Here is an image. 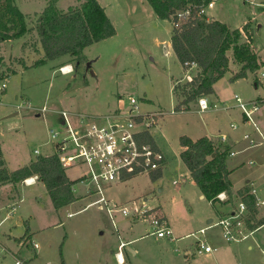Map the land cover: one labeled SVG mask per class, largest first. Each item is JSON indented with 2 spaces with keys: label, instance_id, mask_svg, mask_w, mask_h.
Masks as SVG:
<instances>
[{
  "label": "rangeland",
  "instance_id": "rangeland-1",
  "mask_svg": "<svg viewBox=\"0 0 264 264\" xmlns=\"http://www.w3.org/2000/svg\"><path fill=\"white\" fill-rule=\"evenodd\" d=\"M97 1L105 9L116 32L111 37L85 47L82 51L85 61L82 63L78 64L72 55H64L40 65L24 67L25 63H34L40 59L38 35L32 33L34 27L29 30L30 35L23 48L24 51L28 49L30 55L18 56V46L14 40H4L0 45V78L6 83L0 104V151L9 167L15 169L26 159L36 158L33 153L36 147L43 153L50 151L48 145L44 144L48 140V126L57 125L58 115L55 110L67 109L93 115L107 114L117 108L120 98L127 100L128 96H134L140 103V110L162 111L155 125L150 128V134L164 153L166 164L158 182L153 183L145 173L138 174L128 178L125 187L119 184L118 188L110 189L109 194L117 199L149 194L150 197L154 196L155 202L162 206L165 214H175L178 220L192 211L193 214L209 212L216 219L215 208L205 199L198 197L196 185H192L194 183L189 180L186 166L179 158L178 139L181 135H191L194 138L202 136V133L207 132L203 127L206 122L209 126L216 123L213 133L226 134L230 129L237 130L242 119L239 109L231 107L235 108L238 114L234 117L233 111L221 108L224 104L234 105L233 93L243 99L264 98V79L261 77V72L264 71V9H257L247 0L215 1L216 8L213 11L221 10L231 15L240 10L255 12L254 16L252 15L250 34L253 46L262 59V65L256 72H250L252 75L249 74L247 80L236 83L228 79L230 71L224 74L225 77L220 78L216 90L227 99L226 102L210 94L206 95L209 103L215 102L219 108L200 111L197 100H194L188 103V110L175 111L174 106L184 98L180 91L181 85L188 82L186 76L194 77L199 69L182 68L169 45L172 31L169 22L153 17L156 14L147 0ZM80 2L61 0L58 7L67 10L79 6ZM14 4L19 10L30 13L25 19L29 26L35 25L40 15L33 14L32 11H39L40 7L45 5L43 0H14ZM14 53L16 55H13ZM227 54L233 61L231 50H228ZM87 62H90L89 66ZM67 64L71 66V71L67 74L61 73L60 67ZM255 77L261 81L257 87L254 85ZM43 104H46L50 111L38 114L37 108ZM256 115L260 116V119H257ZM255 118L256 124L264 132V103L259 104L254 113ZM230 123H235L236 128H232ZM249 123L251 124L250 121ZM242 142L246 144L247 141ZM244 168L246 171V167ZM64 170L70 180L86 171L81 167ZM235 177L238 178V175ZM173 179L186 183L174 185ZM37 181L40 180L35 178L31 184L33 186L23 187L19 196L12 201L13 204L10 203L12 206L0 209V220L7 211H14L11 218L0 224V240L4 232L12 237L22 235L26 224L22 222L18 225L16 220L28 219L30 227L42 230L34 236V240L40 245V253L43 254L41 260H37L39 264H62V258L66 259V264H117L115 255L106 252L109 248L105 245H111L113 251L117 250L118 239L114 231V221L119 228L127 227L132 222L131 217L115 214L112 221L97 205H89L90 197L55 209L44 184H35ZM18 184L22 185L23 181ZM161 184L163 189L158 191V185ZM177 186H186L190 195L194 192L192 198L181 194V191L176 189ZM76 188L79 194L85 186L79 184ZM216 208L220 209V205ZM261 211L264 212V206H261ZM68 213L72 215L69 216ZM262 219L264 220V217ZM139 222V230H149L146 223ZM217 228L219 227L206 231V235L217 232ZM147 236L149 239L144 242L154 244L155 237ZM242 241L244 245L251 244L247 255L249 264H264V252H261L264 248V226L253 237ZM131 245L138 246L136 242H131ZM153 246L151 249L154 254L162 249L158 244ZM172 247H164L166 250L163 252H171L180 262L187 261L183 250L174 245ZM142 249L146 253L149 251ZM130 256L125 264H149L143 252L139 251L138 255ZM1 262L12 264L13 259L6 257Z\"/></svg>",
  "mask_w": 264,
  "mask_h": 264
},
{
  "label": "trees",
  "instance_id": "trees-1",
  "mask_svg": "<svg viewBox=\"0 0 264 264\" xmlns=\"http://www.w3.org/2000/svg\"><path fill=\"white\" fill-rule=\"evenodd\" d=\"M56 1L48 0L35 24L44 56L36 60L34 66L64 55H72L78 64L82 63L85 61L82 52L85 47L111 37L116 32L105 9L97 0H80L79 6L67 10L58 9ZM147 2L158 18L171 21V46L182 68H187L186 63L194 62L199 69L190 81L181 85L180 94L184 98L174 106L175 111L188 110L189 102L214 92L213 84L229 69L228 50H232L233 60L240 65L231 80L244 78L247 72H255L262 65L252 49V36L245 26L243 30L246 38L239 42V29H230L218 20H209L204 14H199L200 6L206 5L209 0ZM186 9L189 14L178 19L176 12ZM28 30L25 16L14 4V0H0V42L19 38ZM143 141L155 144L147 132L143 135ZM179 145L181 161L204 197L210 201L216 213L221 215L215 203L217 194L224 192L227 195L224 205L235 202L226 166L229 146L219 139L207 136L192 139L187 135L179 137ZM3 165L4 162L0 159V182L17 183L36 176L44 183L55 209L77 200L71 188L75 181L66 176L56 156H37L28 164L10 171ZM161 176L162 170L158 169L151 172L149 178L154 182ZM249 190L245 185L236 191V195L246 204L250 213L248 222L253 221V224L248 225L254 228L262 225L264 220L256 219L255 198Z\"/></svg>",
  "mask_w": 264,
  "mask_h": 264
},
{
  "label": "built area",
  "instance_id": "built-area-1",
  "mask_svg": "<svg viewBox=\"0 0 264 264\" xmlns=\"http://www.w3.org/2000/svg\"><path fill=\"white\" fill-rule=\"evenodd\" d=\"M247 1L256 8L264 9V0ZM211 6L212 0L206 5H201L199 14H204L205 8ZM188 14V9L176 12L178 19L185 18ZM186 65L188 69L198 68L194 62L186 63ZM59 71L63 74L70 72H65L64 67H60ZM261 77L264 78V71L261 72ZM186 78L188 81L192 79L190 75H187ZM5 89L6 83L4 79L0 78V104ZM234 99L244 119L250 121L254 129L263 137L254 119V113L263 101L256 99L245 102L237 94L234 95ZM197 104L200 111L219 108L215 102L209 103L204 95L197 99ZM139 105L137 98L128 96L127 100L120 98L117 108L107 114L93 115L57 109L54 111L58 115L57 125L48 126V140L44 144L48 145L50 151L43 153L40 148L36 147L33 149V153L36 157L56 156L63 169L84 168L85 173L77 176L71 186L73 193L77 184H83L85 196L94 197L89 205H97L112 221H114L115 214H121L124 217L130 216L134 222L142 221L149 226L147 235L174 241L176 237L163 215L160 205L155 202L154 196H141L125 202H117L105 194L107 188L123 183L132 176L143 173L150 176L151 172L158 169L163 171L165 167L164 153L156 144L143 141V135L146 132L150 134V128L155 125L157 117L161 115L162 111H142L139 109ZM48 111L50 110L46 104L37 108L38 114H45ZM231 127L234 128L235 125L231 124ZM243 138L248 140L250 146L258 144L249 133L244 134ZM219 140L222 143L226 142L223 135L219 137ZM233 154V151H229V155ZM32 182H29L28 178L23 180L26 185H30ZM173 183L179 182L174 180ZM249 193L254 196L256 207L264 205V199L261 200L257 197L255 188H250ZM215 198L216 205L221 206L227 200V195L221 192ZM227 204L231 207L227 213L219 215L216 221L188 235L193 237L195 241L191 247L184 249L185 256H194L211 251V246L204 240V235L206 229L212 225L220 228L223 238L228 243L247 239L259 228V226L252 228L248 225V223L253 224V221L248 222L250 213L240 197L234 204ZM113 226L116 230L115 223ZM32 246L37 249L38 243L32 242ZM125 246L126 243L123 241L117 245V251L114 255L119 264L124 263L122 251ZM0 251L9 254L3 247ZM12 259V264H25L21 258L13 256ZM0 264L6 263L0 262Z\"/></svg>",
  "mask_w": 264,
  "mask_h": 264
},
{
  "label": "crops",
  "instance_id": "crops-1",
  "mask_svg": "<svg viewBox=\"0 0 264 264\" xmlns=\"http://www.w3.org/2000/svg\"><path fill=\"white\" fill-rule=\"evenodd\" d=\"M60 1L61 0L56 1V6L58 9H60L58 7V4ZM215 1L216 0H212V6L211 7L205 8L204 15L206 16V18L209 20H218V21L224 23L230 29H239L241 31V39L239 42H243L246 38V34L244 33L243 28L245 26L247 28V31L249 33L251 32L252 25H253L252 15L254 16L255 12L251 11V12L247 13L244 10H242V11L240 10V11H237V13L233 12V15H231V13L228 14V13H225L221 10L220 11L219 10L213 11L216 8L215 7ZM47 2H48V0H43V4H45V5H43V7H40L39 11H32L33 14L39 15L43 11V9L45 8ZM78 3H79V1H78ZM257 9L262 10L261 8H257ZM60 10H62V9H60ZM20 11H21V9H20ZM21 13L23 15H25V19L30 15L29 12L21 11ZM153 17L158 18L157 16H153ZM163 20H167V19H163ZM167 21L169 22L170 28L172 30L173 25H172L171 21L170 20H167ZM157 24H160V23H157ZM27 26H28L29 30L32 27H34V29H32V33H34V34L36 33L35 35H38L37 31L35 30V25L31 24V26H29V24H27ZM29 30L24 35H22L21 37L16 38V39H11V40H14V42L18 46V52H19L18 56L30 55L28 49H25V51L23 50V48H25L24 43L27 41V38L30 35V33H28ZM171 34H172V31H171ZM37 38H38L39 43H40L39 36H37ZM4 42L5 41H1L0 45L3 44ZM169 45L171 47V50L173 51L172 46H171V41H170ZM251 46H252V49L258 55L259 61L262 62L260 55L258 54V52L255 50V47L253 46V39H252ZM39 51L40 52L38 55L41 59L44 56V52L42 50L41 43H40ZM173 53H174V51H173ZM231 53H232V50H231ZM13 55H16V54L14 53ZM174 55H175V53H174ZM32 65H33V63H25L24 67H29ZM239 67H240V65L238 63H236L234 60L232 61L230 59L229 69L225 73V74H227V73H229V71L231 72L228 75L229 76L228 79H230V81H233V80H231V76L239 70ZM249 74H251V73L247 72L246 77L234 79L233 83H236L237 81H240V80H247L249 77ZM223 77H225V75ZM255 78H256V81L254 82V85H255V87H257L258 84L261 83V81L258 80L257 77H255ZM219 80L213 84L214 92L210 95H212L213 97H217L216 99H219L222 102H226L227 99L223 95L218 93V91L216 90V85L219 82ZM235 94H237V93H233V95H232L233 98H234ZM240 98L245 102H249V101L256 100V99H261L263 101L262 103H264V98H262V97L243 99L240 96ZM234 101H235V99H234ZM231 107H235V108L239 109V107L236 104V101H235L234 105L232 104V106H231V104L230 105L224 104L221 106V108H223L225 110L228 109V111H230V112L233 111L234 117L237 116L238 114L235 112V108H231ZM238 112H240L242 119L240 122L241 126L237 130L230 129V131H228L226 134L225 133H213L212 131L215 129L216 123H212V126H209L206 122V123H203V127H204L205 131H207V132L204 131L205 133H202V136H207V137L212 138V139H217L223 135V136H225V139H226V142L223 144L228 145L230 150L234 152L233 155L228 154V157L226 159V166L229 170L228 178L231 181V189L233 191L232 196L234 197V201L237 202L238 198H239V196L236 195V191L245 185H247L249 187V189L255 188L257 197L262 200V199H264V138H263L264 132L262 131V128L260 129V127L258 126L260 132L263 135V137H262L261 134L254 129L253 125L250 124L249 121H246L244 119V116L242 115V112L240 109ZM255 117H257V119H260V116H258V115H256ZM255 120H256V118H255ZM231 124H234L235 125L234 128H236L235 123H230V125ZM246 133H249L250 136L254 139V141H256L258 144L254 145V146H250L248 140L243 138V135ZM189 137L192 139H196L191 135ZM243 140L247 141L246 144H243V142H242ZM155 144H156V142H155ZM156 146L158 147L157 144H156ZM179 151H180V146H179ZM0 159H2L4 162L3 166H5L7 168V170H9V171L15 170L21 166H24L31 161V158L26 159V161H23L22 165H20L19 167L15 168V169H11L9 167L6 159L4 158L2 152L0 153ZM244 167H246V171H244V169H245ZM187 171H188V169H187ZM187 175H188L191 183H194L192 185H196L195 182L193 181L189 171L187 172ZM235 175H238V178H236ZM29 178L34 179V181H35V178L37 179L36 176H32ZM75 179H73V180H75ZM158 179L154 182L155 183L158 182ZM174 180H177V179H173V181ZM173 181H172V183H173ZM185 181H186V179H185ZM185 181L184 182L182 181V182L177 183V184L178 185L181 183L185 184L186 183ZM38 182L44 184L41 181H37V182H35V184H37ZM119 184H123V185H121V187H125L127 185V182L125 181L123 183H118V185L116 184L114 186L107 188L105 190V194L108 198H110L114 201H117V202H125V201L132 200V199L138 197V196H133V197H126L124 199H117L115 196L114 197L111 196L109 194V190L112 188H118L117 186H119ZM177 184H174V185H177ZM78 185L79 184H77L76 186H78ZM30 186H33V185H31V184L30 185H26V184L24 185V183L22 185H19L18 182L17 183L0 182V209L7 208L8 206L10 207V205L13 204L12 201L19 196V192L22 190V188L23 187H30ZM76 186H75V188H76ZM196 187L199 191L198 197L200 199H205L207 201V203L212 205L210 203V201H208L204 197V195L202 194V192L200 191V189L198 188L197 185H196ZM162 189H163L162 184L158 185V191H162ZM176 189L181 191V194L191 196V198H192V194H194V192L193 193L191 192L192 194L190 195V192L188 190H186L187 189L186 186H183V187L177 186ZM46 191H47V189H46ZM12 193H14L15 196H13ZM74 195L77 197V200L73 201L72 203H74L78 200L84 199V198H88V196H85V189L83 191H80L79 194H78L77 190H75ZM141 195L146 196L145 193L141 194ZM148 196H149V194H148ZM92 197L90 196V202L89 203H91V201L94 199ZM72 203H69V204H72ZM261 206H264V205H260V206L256 207L257 208V213H256V219L257 220L258 219L263 220L262 217H264V212L261 211ZM160 207L162 209L161 205H160ZM216 207H217V205H216ZM230 208L231 207L228 204H226V205H221L220 209H218V208L217 209L222 215V214L227 213L230 210ZM99 210H101V209H99ZM162 211H163V209H162ZM13 212H14L13 210L7 211L5 213L6 215L0 220V224L3 223L4 221H6L7 219L11 218V215ZM163 213H164V211H163ZM68 215L71 216L72 214H68ZM163 215L167 219L168 224L171 227L174 236L176 237V240L172 241V240L163 239V238H156L154 236L155 237L154 244H158V245H160V248H162L156 254H154V252L151 249V247H154L153 246L154 244H152L149 241L144 242L147 239H149V237L146 234L148 231L144 232V231L139 230V227H140L139 221L134 222L132 219H130L132 222H130L127 227L122 226L121 228H119L116 225V230L114 228V231H116V233H117V239H118L117 245L119 244L120 241H123L126 243V246L122 251V256L124 259L123 264L126 263L127 258L130 259V257H131L130 255H138L139 251L141 253L143 252V254L147 256V257L146 256L145 257L147 258V261L149 264H249V258L247 255H248V251L251 249V244L244 245V244H242L244 241L228 243L223 238L220 228H217V232H214L213 234H207L206 235V231H208L210 229H214L215 227H218L215 225H212L211 227L207 228L205 231L206 236L204 235V240L206 241L207 244H209L211 246L210 252H207V253L202 252L200 254H196V255H198V257L196 255L186 256L187 261H184V262H180L179 259L177 258V256H173L171 254V252L166 251V253H164L163 251L166 250V249H164V247H170L171 248L174 245V246H177L178 249L183 250V255H184V249L188 248L189 246L191 247L195 241V239L190 240L189 238L191 236H188V235L191 232L196 231L200 228H204L209 223L216 221L219 214L216 213L215 214L216 219H214L213 215L210 214L209 212L193 214V211H192L189 214H184V216L181 218V220H178V218L175 216V214H165L164 213ZM22 222H24V224H26V225L24 226L25 230H24L23 234L20 235L19 237H12V235L9 233H6V232L3 233V238L0 240V246L5 248V250L7 252H9V254H7L3 251H0V262H1V260L5 259L6 257L12 258L13 256H15V257H18V258H21L22 260H24L25 264H39L37 260H41V257H43L42 252L40 253V245L38 244L37 249H34L32 246V242H37L34 240L35 239L34 236L38 233L40 234L42 232V230L41 231H40V229L34 230L32 227H30L31 224L28 221V219L27 220L26 219H24V220L17 219L16 220V223L18 225H21ZM115 224H116V221H115ZM262 226H264V223L262 225H260L259 228H257L251 234V236L253 237V235L255 233H257ZM44 228H46V227H43V229ZM131 242H136L139 247L138 246L137 247L132 246ZM105 246H108V248H109L108 250H106V252L108 251L109 254H112L114 256V254L117 250L113 251L110 248L111 245H105ZM142 248L149 249V251H147L148 253H146V251H144ZM261 252H264V248L261 249ZM20 256H23V257H20ZM200 257H202V258L198 259ZM160 259H161V262H159ZM262 259L264 260V257H262ZM60 261L62 264H66L65 258H62V260H60ZM46 263L51 264L49 262H42L41 264H46ZM116 263L119 264L117 261H116ZM136 264H138V263L136 262Z\"/></svg>",
  "mask_w": 264,
  "mask_h": 264
},
{
  "label": "bare ground",
  "instance_id": "bare-ground-1",
  "mask_svg": "<svg viewBox=\"0 0 264 264\" xmlns=\"http://www.w3.org/2000/svg\"><path fill=\"white\" fill-rule=\"evenodd\" d=\"M63 67H64L65 72H66V71H71V66H70L69 64L64 65ZM28 181H29V182H32L33 179H32V178H28Z\"/></svg>",
  "mask_w": 264,
  "mask_h": 264
},
{
  "label": "water",
  "instance_id": "water-1",
  "mask_svg": "<svg viewBox=\"0 0 264 264\" xmlns=\"http://www.w3.org/2000/svg\"><path fill=\"white\" fill-rule=\"evenodd\" d=\"M90 65V62H87V66H89Z\"/></svg>",
  "mask_w": 264,
  "mask_h": 264
}]
</instances>
